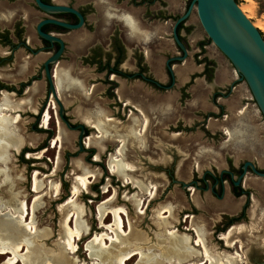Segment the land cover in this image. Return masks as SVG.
<instances>
[{
  "label": "rangeland",
  "instance_id": "obj_1",
  "mask_svg": "<svg viewBox=\"0 0 264 264\" xmlns=\"http://www.w3.org/2000/svg\"><path fill=\"white\" fill-rule=\"evenodd\" d=\"M237 2L241 8L245 9L244 12L250 20L254 23L262 22L264 24V0H237ZM32 13L31 28L33 29L39 18L45 14L36 9H33ZM97 13L90 15L91 20L95 19L93 24H95L97 36L106 38L109 27L121 28L122 32L125 33V28L120 21L107 19L104 16L103 8ZM193 18L198 22L199 32L208 40V46L214 50H219L209 40L196 10L193 12ZM258 29L264 34L261 28ZM130 41L133 40L130 39ZM4 51L6 52L7 49L0 46V56L4 54ZM11 63V60L5 62L2 68L8 69L11 73ZM87 73H92V71L88 70ZM1 74L2 71L0 70ZM89 81V84L93 82L92 79ZM108 87L109 85L99 83L90 95L80 91L65 92L63 102L69 111L68 113L72 115V120L74 122L82 120L83 114L98 106L108 111L107 116H116L113 107L115 99L107 95ZM121 90L123 100L129 99L131 103L136 104L142 110L144 109L143 111L150 109V100L154 99L157 102L160 98L164 101L167 100L166 95L170 94L153 88L140 80L133 79L122 80V85L117 89L118 96ZM42 94L44 92L41 89L40 93L35 96L36 103L39 102L38 99L42 98ZM14 106L16 109L19 108ZM150 110L152 111V109ZM153 115L152 124L148 130L146 127L142 134L143 142L126 144L125 151L121 155L134 166V177L144 180L150 185L149 191L142 195V204L137 207L131 200H125L123 197L127 193L128 196H132L138 192V189L133 187L132 183H124L108 168L110 154L115 153L121 147L119 139L110 138L109 140L106 138L104 141L105 148L97 151L91 145L86 147L88 136H85L81 148L78 143L79 131L70 130L64 124L62 141L53 147L52 139L58 134L56 120L51 119L50 127L55 128V130H50L53 132L51 134L45 130H32L31 126L35 121L33 114L26 111L22 114L16 126L18 125L20 129L18 133L25 141L20 151L12 149L9 151L10 161L7 164L0 165V207H2L0 208V220H11L18 224L20 229L27 224L30 225V228L32 227V230H28L22 238V241L23 239L26 240L23 241V250L19 253L20 261L18 264H24V260H33L34 263L38 264V260L42 259L52 260L54 263L53 260L56 257V259L67 258L75 264H91L93 260L89 257L86 244L95 233L105 231L100 226L98 215L102 203L112 196L115 197L114 199L117 197V199L111 204L108 203L109 207H124L128 211L129 216L124 215L126 230L134 234H144L147 239L141 241L144 247L161 241V238L157 237L160 229L156 224V217L160 209L168 207L172 209V215L169 217V212L163 215L170 220L169 229L173 228L178 233H186L195 241L197 238L195 228L201 226L207 245L215 253L231 254L238 259L237 264H260L264 258V178L251 175V181L249 185H246L250 191L247 217L235 222L230 228L220 231V227L227 218V215L224 214L230 215L231 213L210 207L206 199L209 193H203L199 190H196V196H199L201 201L194 205L192 199L195 196L194 188V194L191 196L190 192L180 184L172 182L168 171L171 170L175 178L189 182L202 177L206 170L218 173L227 168L223 152L225 148L222 144V132L210 130L212 136L208 135L204 130L206 127L204 123L208 118L200 112L187 109V106L178 100H173L169 113L156 111ZM118 119L121 120L119 117ZM147 120L149 121L148 117ZM210 121V127L216 128L215 124L218 120L212 117ZM110 122L118 126V121L112 117ZM126 122L124 119L120 126L127 124ZM202 122L204 123L202 124ZM37 126H40V122L37 123ZM98 134L97 130H90L89 132L92 137H96ZM48 137L53 138L49 140L45 148H42ZM26 142L31 148L29 152L23 153L22 148ZM95 158L100 160L94 161ZM86 171L91 174L94 173L96 177H90L89 189L82 188L80 195L74 198L73 187L78 183L79 176L85 175ZM37 185L38 188L35 187ZM200 185L203 186L201 182ZM225 185L227 190H231L232 185L228 180ZM4 187H6L5 191L3 190ZM6 191L17 194L19 199L10 201ZM151 192H154L153 197H151ZM19 201H25L27 204V211L23 219L19 217L21 214L20 208H18ZM8 205L12 207L11 213L9 212L10 208L6 207ZM77 223L82 225V230L88 229L89 233L76 240L77 251L72 253L66 248V241L67 236H69V228L74 229ZM105 223H113L112 214L106 218ZM232 227L242 228L232 236L234 244L224 239L220 243L221 240L218 239V235L221 236ZM110 235L112 236L113 233ZM5 237V233L0 231V238ZM108 245L107 249L112 251L115 248L123 249L126 247V244H122V242L115 245L108 243ZM195 247L200 250L199 246ZM154 252L159 251L156 248ZM5 258L6 255L0 254V263ZM187 263L190 264V261L184 264Z\"/></svg>",
  "mask_w": 264,
  "mask_h": 264
},
{
  "label": "flooded vegetation",
  "instance_id": "obj_2",
  "mask_svg": "<svg viewBox=\"0 0 264 264\" xmlns=\"http://www.w3.org/2000/svg\"><path fill=\"white\" fill-rule=\"evenodd\" d=\"M41 2L48 5L73 8L81 13L84 18V23L81 27L75 28L51 22L42 25L41 30L43 32L60 39L64 45L58 60L49 63L50 79L46 63L60 50L61 43L42 37L38 31V25L48 19L75 25L80 22L79 15L71 11H46L39 6L37 0H0V46L3 49H7L0 56V70L2 71L0 75V100L4 94L7 93L9 95L11 107L5 110L10 115L14 113L11 116L18 117L13 130H20L18 125L16 126V123L26 111L33 114L35 118L31 126L32 130H45V132L51 134L53 132L50 130H55V128L50 127V122L53 118L57 122L58 134L64 124L70 130L79 131V137L82 130L81 127H78L80 124L86 130L84 137L91 136L89 135L90 130H97L98 132L99 130H126L131 125L134 126V130H139L138 132L140 133V130L144 132L142 130L146 127H148L147 130L149 129L154 118L153 114L156 111L169 113L173 100H178L182 104L184 103L187 109L195 110L207 117L206 122H202V124H206L204 130L208 135L212 136L210 130H219L210 127L209 123L212 117L216 120L228 119L229 114L224 110L220 100L235 91V84L226 87H216L212 90L210 100L218 108L217 112L196 109L191 104L193 96L192 87L196 83V79L203 77L208 83H211L215 79L217 69L216 61L208 56V40L205 38L196 41L193 40V33L196 26L192 23L191 19L196 9H193L190 16L181 21L176 28L180 40L186 47L187 56L183 60L173 59L184 55V51L174 38V28L179 18L187 12L192 0H186L184 11L181 14L171 13L166 0H118L116 2L113 0H41ZM101 8H103L104 16L107 19H116L122 23L125 28V33L122 32L121 28L109 27L106 38L97 36L95 31L96 27L93 24L95 19L91 20L90 15L98 14L97 12ZM33 9L45 15L39 18L32 29L31 19L33 17ZM131 21L137 26L136 33L132 31L134 24ZM180 24H182V27L178 30ZM191 26H193L192 29H190ZM130 39L133 41L131 42ZM160 57H164V69L168 77L166 81L160 80L156 73L155 65ZM207 58L216 63L212 80L207 78ZM10 60L12 62L11 73L8 69L2 68L5 62ZM191 60L196 65H202L203 70L190 74V78L183 82L177 77L175 68L176 66H184ZM78 67L79 69H77ZM58 69L62 70L63 75L60 82H58L56 77ZM88 70H91L92 73H87ZM73 77L78 78L81 83L83 82L84 86L82 85L80 88L77 80ZM90 79L93 81L90 83L91 85L89 84ZM128 79L140 80L153 88L170 93L166 95L168 101H163V99L160 100L158 98L156 102L152 99L149 101V106L152 111L149 108L143 111L144 109L142 110L136 104L131 103L129 99L123 100L122 90L119 96L117 95V89L122 85V80L127 81ZM99 83L109 85L107 95L115 99V105L113 107L115 109L114 114H117L111 117L118 121V126L111 123V126L107 127L106 123H104V126L97 127L93 123L99 118L111 120L110 115L107 116L108 111L103 107L98 106L91 109L88 113L83 114L82 120L77 122L72 120V115L68 113L69 111L65 107L63 102V94L65 92L80 91L90 95ZM51 84H53V89H51ZM41 89L44 94L40 98L41 102L38 99L39 102L36 103L35 96L37 93H40ZM60 103L63 106L64 118L67 119L73 128H69L61 118L60 112L62 106ZM14 105L19 108L16 109ZM46 112H49L50 116L49 121L45 124L44 118ZM145 116L149 118L150 122ZM124 119H126L127 124L120 126L124 122ZM38 122H40L39 127L37 126ZM189 129H191L190 126ZM120 134L124 137L122 132ZM98 135L101 137L102 133L99 132ZM51 138L48 137V140H46L42 148H45ZM105 139L103 138L102 140L103 145ZM116 139H119L120 143L123 142L118 137ZM52 140L54 141V138ZM128 143H131L130 139H126L124 146ZM53 147H55V144H53ZM86 147L90 146L86 144ZM91 147L96 148L98 151L97 146L95 147L94 145ZM30 148L31 146L26 142L22 148L23 153L29 152ZM10 150L11 147L8 149L9 155ZM224 154L227 168L222 169L218 173L206 170L202 177L189 181L193 183L185 190L190 192L191 196H193L194 191V195H196V190L203 193H210L217 200L223 199L226 192L229 191L236 197L245 195L247 197L246 203H248L250 200V191L244 187L245 181L241 185H235L236 180L243 171L242 167L246 161L237 168L234 166L232 158L226 153ZM93 160L99 161L100 159L95 158ZM9 161L10 157H8L7 161H3L4 165ZM257 168L264 171V169ZM232 172L234 176H232ZM249 172L259 176L250 167L247 173ZM168 175L171 177L172 182L178 183L182 187V182H186L175 178L171 170L168 171ZM227 180L232 185L231 190H227L225 185ZM200 182L203 186L200 185ZM236 187H239L236 189L237 191L243 190L244 193L240 196L235 195L234 190ZM246 203L238 213L230 215L224 214L227 215V218L220 227V231L230 228V226H233L237 222L235 221L231 224V220L242 213ZM247 209L242 219L247 217ZM191 229L194 231L193 228ZM221 236L218 235V239L221 240L220 243L223 241ZM200 258L202 260L205 259L204 262L201 261L202 264H209L208 259L202 256ZM260 264H264V258Z\"/></svg>",
  "mask_w": 264,
  "mask_h": 264
},
{
  "label": "bare ground",
  "instance_id": "obj_3",
  "mask_svg": "<svg viewBox=\"0 0 264 264\" xmlns=\"http://www.w3.org/2000/svg\"><path fill=\"white\" fill-rule=\"evenodd\" d=\"M244 10L245 9L243 8V12ZM244 13L246 14V12ZM254 24L256 25V27L261 28L264 31V24L262 22H257ZM56 77L58 79V82H60L63 77L62 70L58 69ZM10 107L11 100L9 99V95L6 93L0 100V159H2L3 161H7L8 157H10L8 153V149L10 147L13 150L19 151L25 141L18 134L17 130H13L15 121L18 117L11 116L9 113H7L5 109ZM49 116L50 113L46 112L44 118L45 124L49 121ZM93 123L96 124L97 127L104 126V123H106L107 127L111 126V122L108 119L104 120L99 118ZM138 131L139 130H134L133 125L129 126L126 130H99V132L102 133V136H90L88 137L86 144L91 146L95 145L99 150H102L104 149V145L102 143L103 138H107L110 140V138L118 137L123 141L121 142V147L118 148L115 153L110 154L108 160V167L110 172L112 174H115L124 183H132L134 187L138 189V192L134 193L132 196H128L127 193L126 195H124L123 198L125 200H131L134 205L140 207V205L142 204V195L143 193L149 191L150 185L144 180L134 177V166L131 165V163L126 161L125 158L121 156L126 148V145L124 146L126 139H130L131 144L143 142V132H141L140 130L139 133ZM121 132L123 133L124 137L121 136ZM59 141H62V130H60V133L57 135L56 138H54L53 144H55L56 146L58 145ZM2 160H0V165L4 164ZM92 176L96 177L94 173L91 174L88 171H86L85 175L79 176L78 183L75 184L73 187L74 198L75 196L78 197L80 195L82 188H86V190L89 189L90 177ZM35 187L38 188L39 186L37 185ZM5 188L6 187L3 188L4 191L6 190ZM6 195L10 197V201L12 202L19 199L17 194L13 193L12 191L11 193H7L6 191ZM153 196L154 192H151V197ZM114 198L115 197L112 196L106 199L100 207L98 217L100 220V226L104 228L105 231L101 233H95L94 236L86 244V249L89 251V257L91 258V260H93L91 264H184L187 261H190V264H202V262L204 261L200 258L201 256L208 259L209 264L238 263V259L231 254L215 253L214 251H212V249L207 245V241L202 234L203 227L201 226H196L195 228V231L197 233V238L195 241L193 240V237L186 233H178L173 228L169 229V225H171L170 220L167 219V216L163 215L166 212H169V217L172 215V209L168 207L160 209L156 217V224L160 229V232H158L157 237L161 238V241L155 242V244L153 245L144 247L141 242L147 240L144 234H134L131 231L126 230L124 215L128 217V211L124 207H109L108 203L111 204L117 199V197L116 199ZM6 207L10 208L9 212L11 213L12 207H10L9 205ZM18 208H20L21 212L19 217L23 219V217L25 216V212L27 211L26 202L19 201ZM111 214L113 215V223H105L106 218ZM78 223L76 224V227L74 229L69 228L68 230L69 236H67L68 239L66 241V248L72 253H75L77 251L76 240L80 239L84 234L89 233L88 229L82 230V225H79ZM30 229L32 230V227L30 228V225L28 224L24 228L20 229L18 227V224L12 222L11 220H0V231H3L6 235L5 238H0V254L6 255L5 260L0 264L19 263V253L23 250V241L25 242L26 240L23 239L22 241V238L24 237L25 233ZM239 229L240 227H232L228 230V232L222 234V238L227 242L234 244V238L232 239V236ZM111 233H113L112 236L110 235ZM17 239H20V241H17ZM121 242L122 244H126V247H124L123 249L115 248L114 251L107 249L109 247L108 243H110V245H115L116 243ZM197 245L200 247V250L195 247ZM156 248L159 252H154ZM56 258L53 260L54 263L52 262V260H37L39 261L38 264H75V262L69 261L67 258ZM24 264L36 263H34L33 260H24Z\"/></svg>",
  "mask_w": 264,
  "mask_h": 264
},
{
  "label": "crops",
  "instance_id": "obj_4",
  "mask_svg": "<svg viewBox=\"0 0 264 264\" xmlns=\"http://www.w3.org/2000/svg\"><path fill=\"white\" fill-rule=\"evenodd\" d=\"M168 9L171 13L181 14L184 11L186 0H166ZM192 23L196 28L193 33V40L204 39L199 32L198 22L192 17ZM131 23H133L131 21ZM134 24V23H133ZM137 26L134 24L132 31L136 33ZM208 56L217 63L215 79L208 83L205 78L198 77L192 87L193 96L191 104L194 108L200 110L218 111V108L211 102L210 94L216 87H226L236 85L235 91L227 97L220 100L224 110L229 114L228 119L218 120L215 124L216 129L223 135V151L233 160L235 167L239 168L245 161H252L257 167L264 169V117L259 110L247 83L240 79L230 60L219 50L210 48L207 44ZM157 76L160 80L166 81L167 74L164 69V57H160L155 65ZM202 65H196L194 61H189L184 66H176L175 73L183 82L190 78V74L201 72ZM74 78V77H73ZM77 84L81 88L84 86L78 78ZM90 117L89 115H87ZM88 121V119H87ZM253 173H247L244 187H248ZM261 177V176H257ZM264 178V177H261ZM253 180V179H252ZM246 183V184H245ZM247 189V188H246ZM207 203L215 210L229 211L231 214L238 213L246 203L245 195L236 197L227 191L225 197L220 200L215 199L208 194ZM199 196H193V202L197 205L201 200ZM240 229H242L240 227Z\"/></svg>",
  "mask_w": 264,
  "mask_h": 264
},
{
  "label": "water",
  "instance_id": "obj_5",
  "mask_svg": "<svg viewBox=\"0 0 264 264\" xmlns=\"http://www.w3.org/2000/svg\"><path fill=\"white\" fill-rule=\"evenodd\" d=\"M37 1L39 6L46 11H71L80 17V22L75 25L54 19L45 20L38 25V31L42 37L50 41H58L61 43L60 50L46 63L48 76L51 79L49 63L58 60L64 45L60 39L43 32L41 30L42 25L51 22L72 28L81 27L84 23V18L81 13L73 8L48 5L41 2V0ZM193 9H196L199 21L209 39L230 60L236 72L239 74L240 79L247 83L264 117V34L243 12L237 0H192L187 12L179 18L174 28V38L184 51V55L173 59L183 60L187 56L186 47L180 40L176 28L181 21L190 16ZM51 89H53V84H51ZM60 115L67 126L73 128L63 116V106L61 107ZM78 127L82 128L79 137V144L82 148V140L86 130L82 124ZM249 167L254 173L264 177V171L259 170L252 161H246L242 167V173L235 182L236 186L241 185L245 181ZM231 174L234 176L233 172ZM192 183L193 182H182L183 188L186 189L190 187ZM225 245L227 246V244ZM227 247L230 248V246ZM203 261H205V259Z\"/></svg>",
  "mask_w": 264,
  "mask_h": 264
},
{
  "label": "trees",
  "instance_id": "obj_6",
  "mask_svg": "<svg viewBox=\"0 0 264 264\" xmlns=\"http://www.w3.org/2000/svg\"><path fill=\"white\" fill-rule=\"evenodd\" d=\"M180 27H182V24H180L179 26H178V30L180 29ZM193 28V26H191V28L190 29H192ZM210 40V39H209ZM211 41V40H210ZM206 63H207V78L209 79V80H212V78H213V72H214V68H215V66H216V63H215V61H213V60H210V59H208L207 58V60H206ZM239 187H236L235 188V190H234V192H235V195H237V196H240V195H242L244 192H243V190H239V191H237L236 189H238ZM248 206H249V202L248 203H246V205H245V207H244V209H243V211H242V213L240 214V215H238L237 217H235V218H233L231 221H232V223L231 224H233L235 221H239V220H241L242 219V217L244 216V214H245V211H246V209L248 208ZM229 225V224H228ZM228 227V226H227Z\"/></svg>",
  "mask_w": 264,
  "mask_h": 264
}]
</instances>
